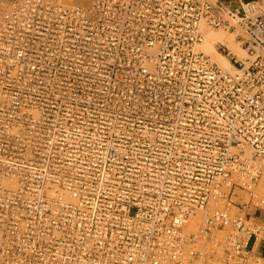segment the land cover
I'll return each mask as SVG.
<instances>
[{"label": "built area", "instance_id": "1", "mask_svg": "<svg viewBox=\"0 0 264 264\" xmlns=\"http://www.w3.org/2000/svg\"><path fill=\"white\" fill-rule=\"evenodd\" d=\"M209 31L246 54L233 72L203 51ZM100 86L129 88L114 99L132 109L62 112L58 139L102 159L56 190L35 158L23 190L4 153L17 104L47 87L98 106ZM263 169L264 0H0V264H258Z\"/></svg>", "mask_w": 264, "mask_h": 264}, {"label": "rangeland", "instance_id": "2", "mask_svg": "<svg viewBox=\"0 0 264 264\" xmlns=\"http://www.w3.org/2000/svg\"><path fill=\"white\" fill-rule=\"evenodd\" d=\"M212 36L215 37L212 39L215 41H210L209 37ZM207 37L204 46L205 52H207V47L211 46L213 55L228 63L229 68L227 70L233 72L234 67H237L230 58L239 62H243L246 58V54L236 44L234 35L214 31ZM223 38L230 40L229 45L234 46L235 55L231 53L227 56L228 48L219 46L217 42H220ZM212 43L215 44L216 51L214 44L211 45ZM207 53L209 54V52ZM212 59L215 62L213 57ZM40 89L44 90L43 96L37 102L17 104L22 108L23 115L16 122L15 120H10L13 123V128H11L10 131L12 132L7 137V149L4 153L10 158L9 160L13 161L12 172L19 177V181L23 184V190L32 191L35 189V158H38L40 166V189L66 190L79 187L84 173L90 174L94 169V167L86 166V163L83 164V162L86 160H100L102 157L99 152L93 150L63 148L62 140L58 139L60 137L58 135L59 122L63 120L61 117L64 116L61 113L89 110L98 112L130 110L132 109L131 100L125 99L116 103L114 99L130 96L129 88H116L114 86L95 87L93 89L95 99L100 98L103 100V104L98 106L92 105L93 100H82L80 97L74 98L71 94L69 98H64L62 95L57 94L53 102L47 91L48 88ZM139 90L140 88L137 89V93L141 94ZM53 120H55V125H53ZM53 128H55L54 132ZM108 156L109 154H107ZM8 187L14 188L15 184L9 183Z\"/></svg>", "mask_w": 264, "mask_h": 264}, {"label": "crops", "instance_id": "3", "mask_svg": "<svg viewBox=\"0 0 264 264\" xmlns=\"http://www.w3.org/2000/svg\"><path fill=\"white\" fill-rule=\"evenodd\" d=\"M65 5H72V4H80L84 3L85 0H60ZM220 3L228 4L231 6H238L241 3H247L250 1H259V0H217ZM215 38L214 36L209 37L210 41ZM221 43H224V45L228 48L229 52L227 53V56H229L231 53L235 55V48L232 45H229L230 40L228 41V38H223ZM214 46V45H213ZM215 59V62H217V59L214 55L212 56ZM231 59V58H230ZM264 170L262 171V175L255 187V191L257 193L258 198L264 201ZM241 202L245 201V197L242 193H240L239 196ZM248 215H250L254 221L264 220V205L260 206L259 208H251L248 211ZM203 218V214H197L195 218L194 225H198L201 223ZM251 250L254 255L260 258L258 264H264V239H259L256 241L251 242ZM209 264H222L221 261L218 262H211Z\"/></svg>", "mask_w": 264, "mask_h": 264}, {"label": "bare ground", "instance_id": "4", "mask_svg": "<svg viewBox=\"0 0 264 264\" xmlns=\"http://www.w3.org/2000/svg\"><path fill=\"white\" fill-rule=\"evenodd\" d=\"M213 32H207V34H206V37L209 35V34H212ZM215 34V33H214ZM208 38V37H207ZM212 41H215V40H212ZM217 43H220V44H223L224 45V43H221V42H217ZM216 43V44H217ZM214 43H212L211 45H213ZM204 46H205V44H204ZM204 46H203V51L205 52V50H204ZM225 46V45H224ZM214 49H215V51H216V48H215V44H214ZM207 52H209V54L207 53ZM207 52H205L206 54H208L211 58H212V55H213V52H212V49H211V46L210 47H207ZM210 54H212V55H210ZM220 55V54H219ZM221 56V55H220ZM223 57V56H222ZM224 58V57H223ZM213 60V59H212ZM217 64L220 66V67H222V68H225V69H228L229 68V65H228V63L226 62V61H224L223 59H217Z\"/></svg>", "mask_w": 264, "mask_h": 264}]
</instances>
